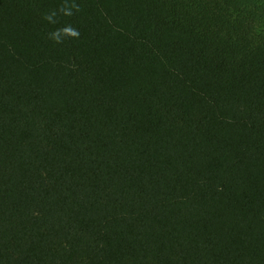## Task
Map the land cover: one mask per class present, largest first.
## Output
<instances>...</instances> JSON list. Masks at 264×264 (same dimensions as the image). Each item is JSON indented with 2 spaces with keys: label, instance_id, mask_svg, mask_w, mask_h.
Instances as JSON below:
<instances>
[{
  "label": "trees",
  "instance_id": "obj_1",
  "mask_svg": "<svg viewBox=\"0 0 264 264\" xmlns=\"http://www.w3.org/2000/svg\"><path fill=\"white\" fill-rule=\"evenodd\" d=\"M0 264H264V0H0Z\"/></svg>",
  "mask_w": 264,
  "mask_h": 264
}]
</instances>
